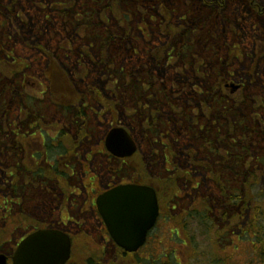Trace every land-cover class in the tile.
I'll list each match as a JSON object with an SVG mask.
<instances>
[{
	"label": "trees",
	"instance_id": "obj_1",
	"mask_svg": "<svg viewBox=\"0 0 264 264\" xmlns=\"http://www.w3.org/2000/svg\"><path fill=\"white\" fill-rule=\"evenodd\" d=\"M87 2V5H74L71 9L60 11L57 16L48 13L51 17L48 16L44 20L38 10L37 16H41L44 22L30 18L29 23L28 17L14 7L13 1L10 0L9 5L0 1V101L3 100V114H12L11 109L18 105L23 96L22 77L30 74L23 68L32 67L25 60L10 55L9 52L13 48L8 49V46L13 43V39L15 43L21 42L25 46L27 40H31L35 47L28 46L44 51V56L48 59V68L61 70L55 73L58 79L55 78L52 83L65 82L67 72L65 73L63 68L74 69L70 71L71 76L83 75L84 71L78 70L79 68L105 70L104 76L108 78L104 81L91 79L87 85L106 82L107 86L110 85L109 87L114 89V95L119 101L111 99L103 101L114 115L118 116L122 110H128L129 104L134 102L138 120L136 124H140L141 132L147 131L149 135L152 134L151 137L155 133L158 135V140L153 138L152 141L149 138L153 146L156 142L166 140L164 146L173 152L176 162L180 161L178 158L183 154L187 159L192 158L194 149L191 150V146L201 156L213 154L212 159L218 158V164L213 171L215 174L211 175L218 189L217 195L212 199L202 198L203 210H200L201 208L189 210L185 213L186 217L176 214L185 217L183 221L198 219L197 225L203 232L217 228L216 238L219 245L217 248L223 250L225 244L222 245L220 242L221 234L229 235L231 231L228 229H234L244 219L242 216L244 212L250 210L252 215L254 212V216L249 214L245 226L240 228L239 242L247 240L251 245L252 258L248 264H264V212L259 214L257 211L263 208V203H256L251 197L253 188L264 179V157L261 159L259 169L243 167L250 152L259 147L260 150H264V121L253 120L256 116L252 114L255 100H250L248 95L226 92L225 86L220 82L212 84L208 70H212L210 64L214 56L206 59L201 55L205 52L214 55L208 42L201 40L204 36L212 37V40L216 39L215 35L220 38L226 37L232 26L226 23L223 16L217 23L220 9L213 8L214 3L210 0H192L191 5L194 3L198 5V10L194 12H191L188 4H184L183 8L187 13L185 19L178 13L182 7L179 0H87ZM181 2L184 3L183 0ZM257 9L264 12V9ZM213 11H216L214 15L216 21L211 22L207 18ZM198 15H203L200 21L197 20ZM6 19L11 20L12 24ZM134 21L144 27H155L159 33L168 35L166 40L158 35L159 39L165 42L151 47L144 61H140V69L137 70L127 68L131 66L133 59L142 58L137 36L134 31H127L124 28L126 24ZM39 22L40 29L36 27ZM216 23L223 24V29L214 33ZM208 26H213V29ZM65 33L66 43L61 38ZM69 37L71 43L68 42ZM57 42L64 44L62 50L45 49H50ZM167 50L174 52L172 57H165ZM177 54L180 55L176 57ZM127 55L131 56L129 64H126L127 61L122 63ZM222 61H218L219 69L224 64ZM47 74L49 77L54 76L51 71H47ZM91 74L98 75L96 72ZM114 76L121 77V80L115 81L110 78ZM78 82L81 80L71 81V85L74 86L73 83ZM65 96L73 105L82 99L76 90L71 92L61 90L58 94L55 92L53 99L60 100ZM258 107L264 111V103ZM126 123L130 125L129 122ZM135 128L137 129V126ZM181 135L184 137H180ZM138 163V169L144 170V162ZM177 172L179 176L184 175L182 169ZM144 178L150 179L148 176ZM174 196H177L176 192ZM258 197L264 201L263 197ZM167 198L168 196L165 198L164 206L169 210L170 199ZM173 213L174 211L167 213V217L169 216V220L171 218L177 221L178 215L174 216ZM222 223L226 224L223 229L219 228ZM182 226L181 231L185 234L182 240L194 253L193 257H196V243L189 237L188 226L185 223H182ZM180 234L178 232V238L181 237ZM231 241H234L233 237ZM169 256L170 254L163 257L152 255L150 264H174L172 257Z\"/></svg>",
	"mask_w": 264,
	"mask_h": 264
},
{
	"label": "flooded vegetation",
	"instance_id": "obj_2",
	"mask_svg": "<svg viewBox=\"0 0 264 264\" xmlns=\"http://www.w3.org/2000/svg\"><path fill=\"white\" fill-rule=\"evenodd\" d=\"M179 1L181 4V0ZM191 1L187 0L184 4H191ZM251 5L250 8L255 13L257 11L262 14L257 9L259 7L256 2ZM73 6L74 0H64L51 4L50 7L60 12ZM180 17L185 19V12ZM68 42L71 43L70 37ZM161 42L163 44L165 41L161 39ZM173 54V51H165L167 58ZM30 68L32 67L28 66L23 70L28 71ZM63 70L67 72L65 82L59 83L51 82L58 79L55 73L61 71L56 68L52 71L49 68L44 70L43 82L35 80L31 77L32 74L24 75V97L25 91L29 89L42 91V94L50 90L54 93H50L48 101L41 99L39 92L31 102L22 96L17 115L0 116V257H3L0 258V263L14 264L18 249L32 235L44 231H59L69 238L71 244L70 256L63 264H150L152 254L143 257L141 252L150 241L153 229L149 231L146 243L137 252L125 251L111 237L98 211L97 199L121 185L150 186L156 190L159 198L160 218L169 219L163 202L166 196L172 201L175 182L169 179L156 182L144 178L150 176V170L147 165L141 171L137 167V161L144 158L141 147L132 156L124 157L116 156L106 148V136L112 128L121 126L122 122L138 120L134 102L130 110L124 109L118 116L109 111L103 101L119 100L114 95V89L107 86L106 82L87 85L91 79L104 81L108 78L104 76L105 70L79 68L84 74L77 76H71L70 71L74 70L72 68ZM47 71H51L54 76H47ZM93 72L98 75H90ZM110 78L121 80L118 76ZM76 79L81 82L71 85V81ZM61 90H76L82 99L75 105L67 96L54 100L55 92ZM94 106L102 108L112 123L104 137L95 144L91 143L92 147L86 150V144L91 142L90 139L95 134L91 126L95 115ZM93 145L96 146L93 148ZM84 150L90 154L85 155ZM98 156H106L117 164L106 182H102L101 177L93 172V160ZM171 210L168 212L171 213ZM106 256L110 259L105 262Z\"/></svg>",
	"mask_w": 264,
	"mask_h": 264
},
{
	"label": "rangeland",
	"instance_id": "obj_3",
	"mask_svg": "<svg viewBox=\"0 0 264 264\" xmlns=\"http://www.w3.org/2000/svg\"><path fill=\"white\" fill-rule=\"evenodd\" d=\"M0 1H6L7 5L10 0ZM11 1H13L14 7L22 15L28 17L29 23L30 18L42 20L41 16H37L36 12H38V10H40V14L43 16V20L48 16L49 18L51 16H57L58 11L54 8H51L50 6L51 4L64 2V0ZM183 1L184 3L187 2V0ZM211 1H213L214 3L213 8L219 7L220 9V14L217 23L219 22V18L223 16L226 19V23L231 25L232 28L229 30V34L226 37L224 36L220 38L219 36L215 35V40H212V37L209 38L205 36L203 37V39H201L208 42V45H210V47L212 48V52L214 53V55L208 52H205V54L201 53V55L205 56L206 59H209V56H214L210 64L212 70H208V76H210V79H212L211 82L213 85L220 82L223 85L225 84V87H227V83L232 81V83L237 86V88H235L230 84L234 88V94L237 93L242 96L246 94L249 96L248 98L250 100H255L253 103L254 107L252 109H254V111L252 112V114H255L256 116L253 117V120L258 119L264 121L263 108L258 107L259 104L264 103V12L260 14L256 11V14L255 11L250 8L252 2H256L259 8H264V0ZM215 2L217 3L216 5ZM184 3L181 2L182 5ZM84 4L87 5L88 2L86 0H74L75 6ZM188 6L191 8V12L198 10V5H196L195 3L192 5L188 4ZM183 12L185 11L182 6L178 10V13L179 15H181ZM215 12L216 11H213L212 14H209V18H207L209 21H216V18L214 16ZM48 13H51V16ZM202 17L203 15H198L197 20L200 21ZM6 21L12 24L11 20L6 19ZM217 23L213 31L214 33H217L220 29H223V24ZM36 27L38 29L41 28L40 22L37 24ZM210 27L213 29V26H208V28ZM124 28L127 31H134V34L135 36H137L138 39L139 51L142 55V58L139 60L133 59V61L130 63L131 66L127 68H131L132 70L140 69V61H144L145 55L149 54L147 53V51L156 44V42L158 41L157 35H159V33L158 31H156L157 28L144 27L137 21H134L130 24H126ZM72 34L73 36H75V32L73 29ZM66 37V33L65 36H61L64 43H66ZM163 39L166 40L167 37H163ZM46 44H48V41L46 42ZM26 45L27 46H25V44H22L21 42L15 43L13 39V43L8 46V49L13 48V50H10L9 53H11V56L13 57H18L25 60L28 65L31 64L32 68H30L27 72L32 74L31 77H33L35 80L43 82L45 81L43 72L46 68H48V59L45 58L43 53L44 51L42 49L31 48L28 46L32 45V47H35V43H33L31 40H27ZM63 46V43L57 42L53 47L51 46L50 49H47L45 47L44 48L48 51H59L62 50ZM67 46H69L68 43ZM94 50L97 52L96 48H94ZM129 59H131V56H125L123 58L122 63L127 61L126 64H129ZM219 60H223L222 62L227 66L222 64L221 68L219 69ZM49 69L52 71L53 68ZM218 69L219 77H217ZM231 86L225 88L224 91L230 92V90H232ZM37 92L40 91L35 92L32 90L30 91V89L26 90L27 100L31 101L30 99L34 97ZM50 92L51 91H47L45 94L41 93L40 98L48 101L51 96ZM56 92L58 94L61 91ZM199 98H201V96ZM131 105L132 104H129V110L131 109ZM2 106L3 100L0 101V115L3 114ZM19 107V105H16L13 109H11V111L13 112L12 114L16 113L17 115L19 112ZM93 108L95 115H93V121L91 126L95 130V134L93 139H90L91 142H88L86 144V150L92 147L91 143L95 144V142H97L101 137H104V134L108 131L112 123L110 122L109 115H107L105 111L102 110V108H99L98 106H94ZM246 109L249 112V109ZM130 116H132V114H130ZM129 122L131 123L128 127H130L131 125L137 126V129L133 128L135 132L134 135L140 141L139 143L142 145L140 150L142 155L143 153L148 154L149 146L152 147L150 143H147L150 142L149 138L152 139V141L153 138L155 140H158V135L155 133L153 134L154 136L151 137L152 134L149 135V132L147 131L142 133L139 128L140 124H132V120H129ZM180 137L184 136L181 135ZM95 146L96 145H93V148ZM190 148L191 150L194 149L192 158L187 159L185 154H183L180 158H178L180 159V161L177 162L174 160L175 156L171 153L170 149L167 148L166 150H164L160 142H156L151 149L155 163L154 167L156 169H153L155 174L157 171L158 173H161L162 177H167L171 180V182L172 180H175L176 182L177 196H174L172 198L173 202L170 208H172L173 205L174 207H176L173 210V214L174 216L178 215V218L177 221L176 219L167 220V218H162L161 220H159L157 227L153 230L151 234L152 236H150V241L141 252L142 256L147 257L152 254L155 256L163 257L165 255L167 256L170 254L174 264H248L250 258H252V254L250 253L251 245H249V242L247 240H243L244 242L242 243L239 242V236L240 228H243L245 226L246 220L248 219V215H252L250 210L244 212V214L242 215L244 219H242V221H240V223L234 229H228L231 231L229 235L221 234L222 237L220 238V242L223 243L222 245L225 244L222 248L223 250L218 249V238H216L217 228L207 231L204 230L203 232L202 229L199 228L197 225V223L199 222L198 219H193V221L182 220L186 217L185 213H187V211L189 210H198L200 208V210H203V197L212 199L218 193L216 184L211 178V175L215 174L213 173V171L214 169H216V165L218 164V158L212 159L213 154H209V156H201L197 154L194 147L191 146ZM259 148H256L255 151H253L252 153L250 152L246 156V159L243 164V167L245 169H247L248 166H251L252 169L255 167L259 169V167H261L260 164H262L261 159L262 157H264V150H260L261 148ZM164 151H166L165 155ZM84 154L89 155L90 153L84 150ZM233 157L234 156H232V159ZM93 162L95 163V169L93 172L97 173L101 177L102 182H106L109 174H112V171L117 168V164H114L113 161L111 159L109 160V158H107L106 156L104 158L102 156L95 157ZM179 169H182L184 175H178L177 170ZM186 171L187 173H185ZM258 196L263 197L264 199V179H262V182H259V184L256 185L255 188H253V194L251 196L256 203H263V208L257 210L260 214L261 212H264V201L260 200ZM176 213L182 214L185 217H181L179 216V214ZM254 214L255 213L253 212L252 216H254ZM182 223H185V225L188 226L187 228L189 232V237L193 238L194 242L196 243V257H193L194 253L189 249L187 243L182 240V238L185 237V234L183 233V231H181L183 228ZM225 227L226 224L222 223L219 228L223 229ZM178 232L181 233L180 238L177 237ZM232 237L234 238V241H231ZM108 259L110 258H107L106 256L104 261L106 262Z\"/></svg>",
	"mask_w": 264,
	"mask_h": 264
},
{
	"label": "water",
	"instance_id": "obj_4",
	"mask_svg": "<svg viewBox=\"0 0 264 264\" xmlns=\"http://www.w3.org/2000/svg\"><path fill=\"white\" fill-rule=\"evenodd\" d=\"M106 145L117 156H130L136 151L134 140L124 128H114ZM97 202L113 239L129 252L145 243L159 215L157 195L149 187L122 185ZM70 246L69 238L58 231L39 232L21 245L15 264H63L70 256Z\"/></svg>",
	"mask_w": 264,
	"mask_h": 264
},
{
	"label": "bare ground",
	"instance_id": "obj_5",
	"mask_svg": "<svg viewBox=\"0 0 264 264\" xmlns=\"http://www.w3.org/2000/svg\"><path fill=\"white\" fill-rule=\"evenodd\" d=\"M199 89H200V87H199Z\"/></svg>",
	"mask_w": 264,
	"mask_h": 264
}]
</instances>
